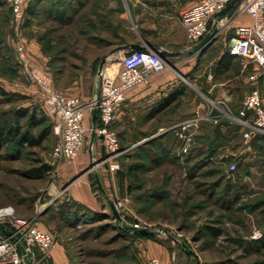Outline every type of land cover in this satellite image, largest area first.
<instances>
[{
  "label": "rangeland",
  "instance_id": "374dc122",
  "mask_svg": "<svg viewBox=\"0 0 264 264\" xmlns=\"http://www.w3.org/2000/svg\"><path fill=\"white\" fill-rule=\"evenodd\" d=\"M105 1L86 0L85 7L80 13L74 15V18L72 17L73 19L71 18L67 24H62L53 17L50 18L40 12L41 18H38V25L44 30L42 33L40 32L38 40H40L44 54L50 58V63L45 70L53 76L55 88L61 93L71 96V93L68 92L73 90L76 80L83 81V84L78 87L82 93L92 92L95 87L101 89L102 76L99 71L102 60L107 58L106 65L117 62L116 59L108 61L110 57L115 56L110 52L115 48V45L125 39V37H121V34L126 31H121L119 28L108 35L105 31H98L96 33L100 34L101 37L99 36V39L93 37L96 25L102 26L98 16H104L105 6H109L110 0L107 4ZM112 1L114 3L113 20L115 27L117 24L120 27L122 20L125 23H130V27L136 30L131 24L132 15L129 6L126 4L127 0ZM1 2L3 7L0 8V59L6 61V64L8 63L10 66L7 65L8 68L4 72V67H0V87L9 93L8 97L0 95V112L36 111L39 117H47L48 124H53L56 122V118L46 115L42 99L30 96L31 92L27 90L28 86L20 76V65L16 55L17 46L20 44L26 48L30 62L29 40L26 34L27 28L30 27V19L26 20L23 31L19 35L13 26L11 9L6 0H1ZM143 2L144 0L141 1V3ZM30 4L31 1L28 2V6ZM45 8L44 2L41 11ZM86 19H89V22ZM224 35L225 33L219 36L221 40ZM213 45H215L217 52H210L207 57L203 58L201 61L203 65L199 74H197L198 66L195 70L186 73V68L190 64L186 68H178L179 72L175 68H171L175 69L178 74L177 77L182 79V83L175 90L182 87L187 89L182 99V106L178 111L171 112L167 109V112L158 115L156 119L147 122L143 120L144 122L141 123L138 118H135L134 121L131 120L130 127L124 130H120L119 127L116 128V124L113 126V130L120 138L121 146L126 149L119 158L120 169L123 168L128 171L130 165L142 163L139 159L140 155L138 156V152L134 150L151 140L157 139L162 142L163 146L167 147V151L160 165L148 162L149 168L147 170L132 173L128 177V193L130 194L128 199L131 201V216L152 230L164 228L171 232L166 236L153 234L154 238L146 239L170 242L173 239L169 237L170 235L174 238H180L182 242H186L197 253L199 258L204 257L205 260L203 259L202 264H227L222 263V261L229 257L235 258L236 264H253L256 260L264 259V256L239 259L242 251L236 249L237 245L229 239H254L253 235L258 231L263 233V237L258 240L264 238V227H262L264 226V212L261 209L257 210L256 213L251 212L247 208L248 206H245L258 203L264 197V153L261 159L262 164L258 163L256 167L254 166V161H257V154L255 153L249 157V161H240L239 169L232 176V180L242 185L245 190L243 189L241 199L239 197L240 200L235 199L233 203H230L232 200L228 199L231 197L232 191H227V184L223 181L224 178L230 179L227 170L235 161L231 159L229 152L225 153L220 162L216 161L214 164L207 163L208 165H204L200 162H191L189 158L191 154L184 158L179 156V144H177L179 139L175 132L172 131V134L164 140L167 133L170 132L167 126L172 125L176 120L188 118L193 104L205 105L208 109L215 107L217 113L228 105L234 112L229 101L225 105L222 103L227 99L225 96L221 98V91L218 88L211 91V94L214 95H210L212 98L202 90V87L207 90L210 88L207 83L209 70L206 69L209 64L217 60L218 49L221 46L220 42ZM189 55L191 56L189 58H194V61L199 57V53ZM187 56L188 54H182L172 61L178 67ZM196 63L193 62V65ZM117 74L118 71L114 76H111V79L117 78ZM195 75H199V78ZM225 78H219V80H225ZM212 81L215 82V79ZM76 97L83 101L81 97ZM165 99L163 98L161 103ZM23 123L27 126L26 120H23ZM86 124L90 126L89 118H87ZM159 126L164 127L162 131L154 135L156 137L143 139V132L153 131ZM38 130L32 131L37 134ZM90 141L91 138L89 137L84 147H88ZM55 143L56 140L50 138L41 147L24 150L21 158L0 160V209L12 207L18 217L27 219L31 217L37 220L38 214L40 218L42 217L41 215L46 210L47 201L50 200L49 192H52L53 185H57L61 171L54 172L52 168L46 180L31 178L28 174L33 169H40L46 162H50ZM102 150L106 158L103 145ZM174 158L177 160H173ZM123 164L124 166H122ZM200 164L201 166L197 167ZM196 167L197 169H195ZM130 187L133 191L129 190ZM155 191L164 193L162 201L148 207L144 213L137 212L139 206L134 204L137 196L148 198ZM60 192L61 190L58 189V193L51 194H60ZM224 193L231 194L224 195ZM104 217L102 222H87L88 224H82L77 229L72 228V226L62 228L64 227L63 223L59 222L58 219L51 221V227L55 231H52V228L49 231L63 237L68 244L67 250L71 255L70 264H149V260L147 261L149 257L144 258V261L143 258L139 257L134 245L135 242L129 240L128 236H122L115 229L116 221L112 213L104 214ZM48 220L45 218V221ZM106 225L107 228L102 233H98V227ZM213 225L222 227L225 234L219 238L216 245L211 247V239L207 236L206 231L207 227ZM174 245L176 249L180 250L177 247V242ZM178 245L180 244L178 243ZM124 246H129L126 252H124ZM44 257V253L37 250L35 264H55L51 261L50 255Z\"/></svg>",
  "mask_w": 264,
  "mask_h": 264
},
{
  "label": "built area",
  "instance_id": "2783aa9c",
  "mask_svg": "<svg viewBox=\"0 0 264 264\" xmlns=\"http://www.w3.org/2000/svg\"><path fill=\"white\" fill-rule=\"evenodd\" d=\"M232 1L201 0L197 6L183 10L181 19L187 39L195 46L215 26L219 37L230 32L226 30L235 19L248 15L252 22L235 29L229 40L228 51L230 55L239 57L253 66L255 73L251 80L259 82L264 76V0H239L232 9L234 14L232 16L228 14L220 19L218 14ZM28 2L30 1L6 0L12 11L13 26L19 35L26 24ZM27 54L26 48L19 44L16 55L20 65V76L28 87L37 89L42 97L45 113L56 118L54 133L57 142L49 162L54 172H59L63 167L76 161L93 132L101 139L106 153L103 163L109 166L111 172L120 170L119 158L125 150L121 147L118 134L113 130L118 120V110L127 101L130 91L148 85L154 75L163 73L169 67L161 56V50L147 47L142 50L122 51L120 57L116 58L118 77L107 79L103 72L100 97L86 103L75 96L56 90L53 76L44 68L30 64ZM226 102L228 101L222 103L225 105ZM96 110L99 111L96 127L94 128L93 122L87 126V116L89 115L92 121ZM224 119L241 127L247 145L254 135H264V89L261 86L253 88L244 98L238 115H235L228 105L219 113L213 107L209 108L204 116L195 115L173 125L169 131L175 132L179 139V156L184 158L191 154L197 145V132L204 121L218 124ZM237 170V161H233L227 170L228 178L232 179ZM114 203L123 218V225L150 228L131 216L130 199L119 198L114 200ZM0 226L8 230L7 234H0V264H35L37 250L47 257L58 244L57 234L41 229L36 218L18 217L12 207L0 209ZM153 230L160 231L158 235L171 234L164 228ZM253 236L258 240L263 237V233L258 231ZM175 239V242L183 243L180 238ZM149 264L162 262L158 258H152L149 259Z\"/></svg>",
  "mask_w": 264,
  "mask_h": 264
},
{
  "label": "crops",
  "instance_id": "0c3cea01",
  "mask_svg": "<svg viewBox=\"0 0 264 264\" xmlns=\"http://www.w3.org/2000/svg\"><path fill=\"white\" fill-rule=\"evenodd\" d=\"M29 1H31L32 4H36L39 8L44 4L43 0ZM200 1L201 0H144V2L141 3L138 0H127L126 4L129 6L132 15L131 24L132 26L134 25L136 29L134 30L130 27V23H125L122 20L120 21V27L118 24L115 27L113 20L114 3L110 0L109 6H105V14L103 18L100 19V24L102 26L99 25V29L100 31H105L107 35L113 33L114 30L117 31L119 28L121 31H126L121 34V37H125V39H122L119 44L115 45V48L110 52L112 53L113 51L118 50L114 54V59L120 57L122 51L126 50L124 47L129 45H139L143 47V49L149 47L161 51H168L170 53H183L187 55L185 52L191 49L192 44H190L187 39L186 30L181 19V13L187 8L197 6ZM107 3L108 0L105 1V4ZM233 12L234 11L231 10L229 15L232 16L234 14ZM39 19L31 18L30 27L27 28L26 31L29 40H27L29 42V60L32 65L45 69L50 63V58L44 54L40 40H38L39 34L44 30V28H39ZM101 20H103V22ZM250 22L252 21L248 15L238 17L226 30L230 32L225 33L222 40L213 43L220 42L221 44L218 49L217 60L228 51L229 40L232 38L235 29L240 25L249 24ZM93 32V37L98 38L100 36V34L98 35L96 33L98 30H94ZM213 44L203 52L205 53V56L201 57V53L198 52L199 57L194 61V58H189L190 55L188 54V56L183 59L184 62L178 65V67L177 65L175 66V64H171L167 58L168 62L173 67L169 66L168 71H166V69L162 74L154 75L148 85H142L128 93L127 101L118 110V120L115 123L116 128L119 127L120 130H124L130 127L131 120L134 121L135 118H138L141 123L143 119H146V117H148V115L160 105L163 98H166L182 83V79L180 80L177 77L178 74L176 70L178 71V68H186V66L190 64V66L186 68V73H189L195 70L198 66L197 74H199L201 71L200 68H202L203 65L201 64V61L216 48ZM193 62L197 63L193 65ZM214 62L209 64L206 69L209 70V73L207 74V83L210 87L207 90L208 94L209 96H214L211 94V91L218 88L221 91V98L225 96V99H227L234 108L233 113L238 115L246 95L256 86H261V88L264 89V76H262L259 82H253L251 76L255 73L254 67L248 65L245 60L241 59L234 62V66L231 70L232 75L230 77L221 80L224 78L221 76L220 80L218 79L213 82V71H216L215 69L217 66ZM171 68H175L176 70ZM195 77L199 78V75H195ZM82 84V80H76L74 83L75 87L73 90H69L68 93H71V96L81 97L85 103L100 95V87H95L92 92L89 91L87 94L84 92L82 93L78 88L79 85ZM27 90L31 92V97L34 96L38 99H42L35 87H28ZM190 111L191 113L188 118L195 115L204 116L208 112V107L205 105L193 104L191 105ZM87 118H89L91 125L92 121L90 116L88 115ZM182 120L179 119V121ZM224 120L220 121L218 124L210 121H204L201 124L196 135L197 145L189 156L191 162L202 163V160L220 162L226 152L231 154L232 160H240L243 162L245 160L249 161V157L254 153L257 154V152L254 151L255 147H250L245 144L242 131H239L236 126L229 121ZM147 121L148 120H146V122ZM179 121H174L173 125ZM163 127L164 126H162L159 131H162ZM170 128L171 127H169V129ZM210 153H212L211 157L206 159ZM104 155L101 139L98 138L94 144H92L91 140L88 147H84V151L81 152L76 161L62 168L59 179L57 180V185H53L52 187L54 190L52 189V192H49L50 200L47 201L48 203L45 207L46 210L41 215L44 219L42 220V217L38 219L40 215H37L40 228L45 231H49L52 228V231H55V229L51 227V221L54 219H58L59 222L63 223L64 227L62 228H70V223L68 222V217L66 215L69 213V208H64L60 205V203L64 201L68 202L69 207L74 209L75 207H80L84 212L89 211L90 213L95 212L103 215L109 212L112 213L107 198L99 189L97 190L96 175H99L110 199L116 200L119 198L130 197V194L128 193V178L123 174L120 177L117 174L118 172H111L109 166L103 163V160L105 159ZM256 165L257 164L254 161V166L256 167ZM90 166H94L93 170L81 176ZM249 166L251 165L249 164ZM58 189L61 190L60 194H51L58 193ZM136 202L134 203L136 206L141 205ZM51 207H53L52 210H50ZM63 214L66 216L64 215L65 217H63ZM71 214L73 215L74 213L71 212ZM45 218H48L49 220L45 221ZM58 240L59 243L50 254L51 261L55 262V264H70L71 255L67 250L68 244L60 235L58 236ZM250 240L258 241L254 239ZM175 243L176 242L174 241L160 242L153 239L138 238L135 240L134 245L139 257L143 258V261L144 258L149 257L147 261L152 258H158L162 264H197V260L194 256L188 259L182 255L181 251L176 249V246L174 245ZM240 255L244 254L241 252ZM199 259L200 264L205 260L204 257Z\"/></svg>",
  "mask_w": 264,
  "mask_h": 264
},
{
  "label": "trees",
  "instance_id": "16d2710c",
  "mask_svg": "<svg viewBox=\"0 0 264 264\" xmlns=\"http://www.w3.org/2000/svg\"><path fill=\"white\" fill-rule=\"evenodd\" d=\"M85 1L86 0H43V3L45 2L46 4V8L43 11H41V7L39 8L37 7L36 4L31 3L27 8V19L31 20V18H39L40 12H41L42 14L49 16L50 18L53 17L55 20H58L62 24L63 23L67 24L69 23L72 17L74 18V15L80 13L81 10L85 7V4H86ZM1 7H3V4L0 0V8ZM102 18H103L102 15L98 16V19H102ZM87 21L89 22V19ZM101 21L103 22V20ZM95 29L100 31L99 25H96ZM99 38L100 37H98L97 39ZM219 40H221L220 37L217 38V41ZM211 52L215 53L217 52V50L213 49ZM204 54L205 53H201L200 54L201 57L205 56ZM177 57L179 56L170 55L167 58L169 59V62L171 64H174L172 60ZM237 60H241V58L232 56L230 55L229 51H226L219 60H216L214 62L217 65L215 69L216 71H214V79L217 80L221 78V76H223L224 78L230 77L232 73L231 70L234 66V62H236ZM7 65L8 63L6 64V61H3L0 59V67L1 66L4 67L3 72L8 68V66H10V65L8 66ZM202 88L204 92L208 93L206 88L204 87ZM186 90L187 89L185 87H182L178 90L173 91L168 97H166L163 103H161L156 109H154L148 115V117H146V119H143V120L151 121L153 119H156L158 115L163 114L164 112H167L168 110H170L171 112L178 111V109L182 106V99L186 94L185 93ZM0 95L3 97H8L9 93L5 89L0 87ZM23 120L27 121V126L24 125ZM224 121H229V120H224ZM48 122L49 120L47 119V117L46 118L39 117L36 111L30 112L28 110H21V111L14 110L13 112H0V160H8L11 158H21L24 150H26L27 148L34 149V148L41 147L50 138L55 139L57 142V137L54 133L55 122L53 124H48ZM233 125H235L239 131H241L240 126L236 124H233ZM172 126L173 124L168 125L167 127H172ZM160 128L161 126H159L158 128H155L153 131L143 132L144 134L143 139L150 138L156 135L159 132ZM32 130H38V133L35 134L33 133ZM171 134H172V131L168 132L164 140L166 139V137H168ZM178 143L179 141H177V144ZM248 145L250 147H255L254 151L257 152L256 164L257 165L258 163L262 164L261 159L264 153V135L263 134L254 135ZM121 147L123 150H126L125 148H123V146ZM134 151L138 152V156L140 155L139 159L142 161V163L140 165H130L128 171H125L123 168H121L120 171L117 173L120 177L123 174L124 176L128 178L132 175V173H135V172L140 173L142 171L147 170L149 168L148 162L155 163V165H160V163L163 161V158H164L163 156H165L166 154L165 152L167 151V147L163 146L162 142L155 139V140L149 141L147 144L139 147L138 149ZM211 155L212 153H210V155H208L206 159H209ZM175 159L176 158H174L173 160ZM201 162H202L201 164L204 163V165L205 164L208 165L207 163H210V165L212 163L214 164V162L212 161L210 162L201 161ZM201 164L197 165V167L201 166ZM237 164H238V169H239V166L241 164L240 160L237 161ZM122 166H124V164ZM197 167L195 169H197ZM51 171H52V167L49 165V163L46 162V164L43 165L40 169H33L32 171H30L28 175L31 178L46 180V178L50 175ZM223 181L227 184V191L228 192L232 191V195L228 200H232L230 201V203H233L235 199H239V197L241 196V193L243 192V189L245 190V188L232 179L226 180V178H224ZM98 189L99 187L97 188V190ZM129 190L133 191L131 187L129 188ZM163 194L164 193H157V191H155L148 198L143 197V196L140 197L138 195L136 200L141 205L137 207L138 208L137 212L144 213L145 211H147L148 207H151L156 202L162 201V198L164 197ZM225 194L227 195L231 193H224V195ZM230 203H226V204H230ZM60 205L64 208L66 207L69 208V213L66 214L68 217L67 220L70 223L69 227L72 226V228L74 229L79 228L82 224H88L87 222H97L98 223V222H102L105 219L104 215L100 213H95V212L90 213L89 211L84 212L82 211V208L80 207H75V209L71 208L69 207L67 201L60 203ZM245 206H248L247 208L251 212L256 213V211L259 209H261L264 212V197L261 198L258 203H252L250 205H245ZM52 208L53 207H51L50 210H52ZM71 212L74 214L72 215ZM64 215L65 214H63L62 216L65 217L66 215L65 216ZM38 219H40V217H38ZM106 228H107V225L98 227L99 229L98 233H102L104 229ZM115 229L118 230L120 234H122V236H128L129 240H132L133 243L138 238H154L153 235L140 236V235L133 234L132 232L126 230L125 228L117 224H115ZM7 232L8 230L6 227L0 226L1 235H5L7 234ZM206 233H207V236H209L211 239L210 246L213 247L214 245L217 244V241L219 240V238L225 234V230L222 227L213 225V226L207 227ZM169 237L174 238L172 235H170ZM171 240L174 241V239H171ZM229 240L237 245L236 249L241 250L243 252L244 255H239V259H250L253 256H258V257L264 256V238L258 241H252V240H248L245 238H237V239H229ZM177 247L181 250V253L188 259H190L193 256L189 254L188 252H186V250L182 247L181 244L178 245L177 243ZM128 248L129 246H124V252H126ZM131 260H133V258H131ZM236 262L237 261L235 260V258H232V257H229L222 261V263H227V264H236ZM253 264H264V259L256 260L254 261Z\"/></svg>",
  "mask_w": 264,
  "mask_h": 264
},
{
  "label": "water",
  "instance_id": "95a60500",
  "mask_svg": "<svg viewBox=\"0 0 264 264\" xmlns=\"http://www.w3.org/2000/svg\"><path fill=\"white\" fill-rule=\"evenodd\" d=\"M239 2V0H233L225 10H223L222 12H220L218 14V17L220 19H223L225 18L230 12L231 10L235 7V5ZM217 33H218V29H217V26H215L213 28V30L208 33L205 38L197 45H195L194 47H192L191 49H189L188 51H186L185 53L187 54H194V53H203L210 45H212L214 42L217 41ZM125 49H132V50H142L143 47L139 46V45H129V46H126L124 47ZM116 51H113L111 54L114 55ZM183 53H170L168 51H161V56L166 60V62L168 63V65L170 67H173L167 60V57L170 56V55H174V56H180L182 55ZM107 63V58H104L102 60V63L100 65V71L99 73L102 75L103 73V70H104V67ZM100 96H98L99 98ZM98 114H99V111L96 110L94 113H93V118H92V122H93V126L94 128L96 127L97 125V120H98ZM156 137V136H154ZM153 137V138H154ZM152 138V139H153ZM98 139V136H97V133L96 132H93L92 134V144H94L96 142V140ZM94 166L90 167L89 169H87L81 176L91 172L93 170ZM77 179V178H76ZM75 179V180H76ZM96 180H97V184H98V187L100 189V191L102 192V194L107 198L108 200V203H109V206H110V209L112 211V215H113V218L115 219L116 221V224L125 228L126 230L132 232L133 234H136V235H140V236H144V235H153V234H159L160 231H155V230H152L150 228H135L131 225H123V218L121 217L120 215V212L118 211V209L116 208L115 206V203H114V200L110 199L106 193V190L101 182V179L99 177V175H96ZM174 240H176L175 238H173ZM182 247L186 250V252H188L189 254L193 255L195 257V259L197 260V264H200V259H199V256L197 255V253L191 249L186 243H182L181 244Z\"/></svg>",
  "mask_w": 264,
  "mask_h": 264
},
{
  "label": "bare ground",
  "instance_id": "6f19581e",
  "mask_svg": "<svg viewBox=\"0 0 264 264\" xmlns=\"http://www.w3.org/2000/svg\"><path fill=\"white\" fill-rule=\"evenodd\" d=\"M115 56H112L109 58L108 61H111L112 59H114ZM117 68H118V62L116 63H112V64H107L105 67H104V73H105V76L107 79H109L111 76H114L116 73H117ZM53 189V188H52Z\"/></svg>",
  "mask_w": 264,
  "mask_h": 264
}]
</instances>
